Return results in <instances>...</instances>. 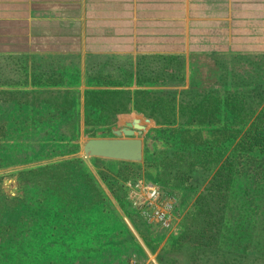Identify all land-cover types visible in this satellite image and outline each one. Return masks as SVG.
<instances>
[{
	"label": "rangeland",
	"instance_id": "obj_1",
	"mask_svg": "<svg viewBox=\"0 0 264 264\" xmlns=\"http://www.w3.org/2000/svg\"><path fill=\"white\" fill-rule=\"evenodd\" d=\"M260 11L253 9L252 18L261 26L252 24L251 30L247 28L246 43L234 51L264 54V14ZM38 23L36 20L30 22L32 43L37 38ZM51 24L58 28L56 37L72 35L71 42L83 37L84 31H91L82 29L80 20L66 19ZM18 31L17 28L12 30ZM214 40L208 39L206 49L213 48L212 44L215 48L205 52L222 50ZM33 47L36 48L30 45L27 51L13 47L10 52L0 54V193L9 197L4 205L8 218L3 222L6 216H2L0 228L2 224L17 228L25 242L21 252L5 253L6 259H1L0 263L197 264V260H189L183 250L175 246L176 239L186 245L181 234L190 222L188 214L196 209L197 197L207 183L192 189L179 186L171 192L168 182L159 177V158L168 155L173 148V137L168 129L183 119L180 114H174L175 123L168 124V112H171L168 98L171 105L175 102L178 107L182 84L176 81V85L162 89L165 99L161 102H166V107L160 109L162 115L157 118L163 123L148 124L141 136L144 158L139 164L126 166L119 159L87 158L83 154V143L92 137H113L112 128L118 124L104 123L100 109L81 107L80 96L76 102L68 103L64 93H56L47 86L54 84L52 78L48 84L46 78L41 79L45 84L38 82V57ZM64 60L72 62L70 56ZM21 64L22 69L19 68ZM81 72V69H72L68 73L66 69L60 78L57 77L59 81L55 85L79 87ZM90 80L93 87L99 86L95 79ZM140 87L158 89L160 84ZM214 97L218 102L220 97ZM218 119L190 129L200 130L213 145L221 147V142L224 148L230 149L236 124L229 113L224 115L219 111ZM218 129L224 130L219 133ZM177 147L182 149L185 145ZM228 148L223 152L228 153ZM148 156L156 162L146 164L144 159ZM218 168L219 164L214 171ZM243 185L240 181L239 186ZM149 187L157 189V196L150 194ZM233 200L232 197L231 204ZM249 204L243 209L238 199L235 206L241 214L253 210L250 218L257 217L260 212L264 214L262 206ZM246 218L241 217L240 221ZM235 219L233 225L228 220V232L237 223V216Z\"/></svg>",
	"mask_w": 264,
	"mask_h": 264
},
{
	"label": "crops",
	"instance_id": "obj_2",
	"mask_svg": "<svg viewBox=\"0 0 264 264\" xmlns=\"http://www.w3.org/2000/svg\"><path fill=\"white\" fill-rule=\"evenodd\" d=\"M253 9H261L264 14V0H0V54L13 47L27 51L30 45L36 46L33 49L38 57V82L45 84L41 79L46 78L48 84L52 78L54 84L47 86L64 93L68 103L76 102L80 96L81 107L100 109L104 123L118 124L112 131L139 116L150 118L149 122L144 121L147 125L163 123L137 110L138 106L153 107L148 93L181 83L182 77V90L186 89L192 61L202 59L208 53L205 51L215 48L211 43L213 48L206 49L210 38L222 49L211 54L241 48L246 43L247 28L251 30L252 24L261 26L252 18ZM63 14L66 16L59 17ZM66 19L80 20L81 28L91 31H84L83 37L72 42V35L56 37L58 28L51 23ZM34 20L40 23L32 43L30 22ZM16 28L19 31L12 32ZM97 35H101V40ZM93 40L99 48L89 50ZM67 56L72 62L62 63ZM160 58L168 61V71L160 70L153 62L146 65L147 61ZM66 69L68 73L82 70L79 87L55 85ZM108 74L118 80L121 77L122 81L114 85L96 80ZM152 75L173 76L177 82L160 84L158 89L140 87L159 84L147 79ZM92 78L98 87L88 82ZM88 90L106 91L107 100L97 106L86 104Z\"/></svg>",
	"mask_w": 264,
	"mask_h": 264
},
{
	"label": "trees",
	"instance_id": "obj_3",
	"mask_svg": "<svg viewBox=\"0 0 264 264\" xmlns=\"http://www.w3.org/2000/svg\"><path fill=\"white\" fill-rule=\"evenodd\" d=\"M100 38L101 35H97V39ZM93 41L88 45L89 50L99 48L95 44L96 40ZM199 60L192 61L190 82L179 93L181 101L178 107L175 102L171 105L168 98L171 111L168 112V124L175 123L172 118L174 114H180L183 119L177 126L172 125L168 129L173 137V148H170L168 155L163 154L159 158V177L168 182L171 192L179 186L192 189L207 183L197 197L196 209L188 214L190 222L181 234V240L187 243L183 246L176 239L175 247L182 249L189 260H197V264H264V214L260 212L257 217L250 218L253 210L249 214H241V210L235 206L239 199L243 209L250 206L249 202L264 208V54L231 50L218 54L207 53L205 59L200 61L202 64ZM150 62L160 70L168 71L165 58L147 61L146 65L150 66ZM90 70L88 68V72ZM120 79L108 74L96 80L116 85L122 81ZM147 79L159 84L176 82L173 76L152 75ZM184 82L185 78L182 77L181 83ZM214 96L220 97L218 102ZM148 97L155 108L138 106L137 110L159 121L157 117L162 115L161 110L166 107V102H161L165 99L163 91L153 90L148 93ZM103 100H107L104 90L86 92V104L90 106H97ZM217 104L219 106L215 108ZM219 111L224 115L229 113L236 124L230 149L224 148L221 142V147L213 145L200 130L190 129L202 123L218 121ZM223 130L218 129V132L222 133ZM182 143L185 147L179 149L177 146ZM227 148L229 152H223ZM121 161L126 166L140 163ZM144 162L153 164L156 161L150 160L148 156ZM218 164V170L214 171ZM240 181L244 182L242 187L239 186ZM233 187L241 191H235ZM232 197L234 200L231 204ZM8 199L0 193V221L3 215L6 216L3 222L8 218V211L4 208ZM236 216L237 223L228 232V220L233 225ZM241 217L247 218L242 222ZM1 227L0 261H4L5 253L21 252L25 242L17 228L11 229V225L7 224ZM18 255L21 256V253Z\"/></svg>",
	"mask_w": 264,
	"mask_h": 264
},
{
	"label": "water",
	"instance_id": "obj_4",
	"mask_svg": "<svg viewBox=\"0 0 264 264\" xmlns=\"http://www.w3.org/2000/svg\"><path fill=\"white\" fill-rule=\"evenodd\" d=\"M150 118L135 117L124 126L113 129V137H92L83 143L85 157H103L133 162L144 158V140L141 137L148 129Z\"/></svg>",
	"mask_w": 264,
	"mask_h": 264
},
{
	"label": "built area",
	"instance_id": "obj_5",
	"mask_svg": "<svg viewBox=\"0 0 264 264\" xmlns=\"http://www.w3.org/2000/svg\"><path fill=\"white\" fill-rule=\"evenodd\" d=\"M150 194L153 196H157V189L155 187H149Z\"/></svg>",
	"mask_w": 264,
	"mask_h": 264
}]
</instances>
